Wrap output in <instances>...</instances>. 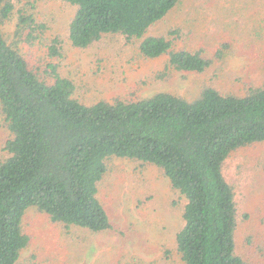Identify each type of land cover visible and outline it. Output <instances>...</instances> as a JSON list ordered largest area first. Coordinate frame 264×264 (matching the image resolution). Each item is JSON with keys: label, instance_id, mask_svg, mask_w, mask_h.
Returning a JSON list of instances; mask_svg holds the SVG:
<instances>
[{"label": "trees", "instance_id": "16d2710c", "mask_svg": "<svg viewBox=\"0 0 264 264\" xmlns=\"http://www.w3.org/2000/svg\"><path fill=\"white\" fill-rule=\"evenodd\" d=\"M61 1L74 7L67 23L74 48L120 34L137 41L145 58L167 55L173 70L201 73L229 45L221 42L208 57L200 48L175 49L169 37L146 36L179 0ZM20 3L0 0V123L8 131L0 158V264H18L30 245L24 218L32 207L65 227L115 232L98 197L111 157L156 166L184 198L175 235L181 264H251L237 249L235 192L222 167L232 152L264 143V84L243 94L203 86L192 99L161 91L83 102L58 72L61 41L41 39L46 25L37 22L34 4L26 3L28 11ZM14 16L9 40L2 26ZM38 39L46 50L35 62L23 44Z\"/></svg>", "mask_w": 264, "mask_h": 264}, {"label": "rangeland", "instance_id": "374dc122", "mask_svg": "<svg viewBox=\"0 0 264 264\" xmlns=\"http://www.w3.org/2000/svg\"><path fill=\"white\" fill-rule=\"evenodd\" d=\"M18 6H35L44 35L62 44L58 72L74 84V96L91 103L116 97L131 99L166 91L192 99L203 86L221 93L243 94L251 85L264 84V0H179L176 7L151 26L146 36L174 39L173 46L200 48L212 57L217 45L228 42L224 55L201 73L168 67L167 55L145 58L137 41L120 34L104 35L88 48L78 49L67 38V23L74 7L61 0H18ZM15 16L2 26L13 38ZM177 29L178 35H169ZM49 43V42H48ZM24 51L37 62L45 55L38 39ZM167 66V67H166ZM8 131L0 123V158L5 155ZM98 186L115 232L90 233L76 226L52 222L30 208L24 230L31 237L18 264H181L175 235L182 226L184 198L156 166L111 157ZM233 187L237 205V249L251 264H264V143L232 152L222 167ZM41 261V262H40Z\"/></svg>", "mask_w": 264, "mask_h": 264}]
</instances>
